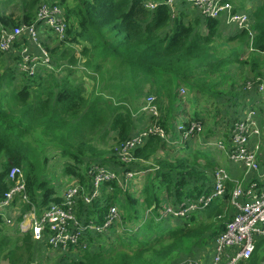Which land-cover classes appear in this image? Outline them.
Wrapping results in <instances>:
<instances>
[{"label": "trees", "instance_id": "trees-1", "mask_svg": "<svg viewBox=\"0 0 264 264\" xmlns=\"http://www.w3.org/2000/svg\"><path fill=\"white\" fill-rule=\"evenodd\" d=\"M166 1L20 0L16 11L9 13L0 2V32L33 24L43 3L57 5L65 24L63 40L45 45L54 65L50 71L32 78L17 75L15 64L5 66V54L0 50V202L14 185L7 179L13 167L20 169L24 184L22 195L11 203L12 209L19 210L13 226L19 228L26 212L39 216L50 205H61L54 183L57 176L90 193L93 179L88 169L93 164L107 165L120 176L153 162L139 181L138 193L112 179L98 187V196L90 205L80 200L75 207L76 216L96 225L104 222L110 207L121 208L120 224L126 231L116 237L86 233V248L78 247L79 243L77 248L59 249L56 264H170L175 253L207 245L224 230V221L215 222L223 214L221 200H214L197 223L188 217L202 210L176 220H156L162 205L176 206L183 198L196 200L212 191L216 164L211 158H202L205 143L223 139L228 148L229 130L239 118L244 97L254 94L255 85L264 84V0L250 2L249 8L243 7L244 0H235V4L234 0H221L232 11H250L248 29L226 35L227 42H238L248 50L247 59L234 50L215 56V41L225 31L221 19L203 16L185 0L173 8ZM148 2L156 7L148 8ZM219 42L227 47L226 42ZM246 64L251 79H241ZM229 67L235 69L234 76ZM248 81L254 83L252 90L246 89ZM180 88L185 89L184 94L191 93L186 100L192 105L191 113L183 107ZM150 96L157 117H149V123L160 127L165 137L150 134L129 151L130 161L122 162L113 149L120 150L138 131L144 115L140 107ZM179 103L182 107L177 110ZM230 107L235 109L230 112ZM180 118H184L183 125ZM191 122L202 133L190 136ZM179 123L180 130L176 128ZM177 136L186 139L174 151L176 145L169 139L179 141ZM107 137L113 144L101 150L96 142L104 144ZM190 184L193 187L185 190ZM227 184L232 189L233 184ZM229 198L224 195L225 200ZM146 211L149 215L141 222ZM7 219L10 223L15 220L0 216V260L38 264L33 262L38 242L31 230L18 229L19 234L10 236L5 233ZM210 219L214 220L207 221ZM93 246L96 250L91 252ZM263 247L264 238L256 243L249 260L239 264H258Z\"/></svg>", "mask_w": 264, "mask_h": 264}, {"label": "built area", "instance_id": "built-area-1", "mask_svg": "<svg viewBox=\"0 0 264 264\" xmlns=\"http://www.w3.org/2000/svg\"><path fill=\"white\" fill-rule=\"evenodd\" d=\"M175 1L167 0L165 4L173 8L181 0L173 4ZM185 1L191 7L198 9L205 17L221 18L222 26H225L230 32L229 35H235L242 29H248L249 27L248 12L245 10L232 11V6L227 2L221 3V0ZM147 7L153 9L156 4L148 2ZM38 25H43L50 30L58 41L63 40L65 34L63 12L55 4H41L37 9L33 24L22 25L12 30H1L0 32L1 52L17 58V61L14 62L16 72L19 75L23 74L25 77L32 78L44 71H50L54 67L45 47L47 44L38 35ZM253 85V82H247L246 89L252 90ZM255 87L254 94L249 96L252 100L247 110L243 112L240 119L232 124L229 130L227 148L230 160L241 165L248 174H255L260 170V129L256 119V110L258 105L264 104V84L261 83L255 85ZM179 90L180 94L184 93L181 88ZM255 97H257L256 100ZM148 98L154 99L152 96ZM146 104L151 106H148L149 108H146V110L151 111L153 113L151 115L157 117L156 107L152 106L151 103H147V101ZM149 124L137 132L134 131L132 137L121 144L120 150L117 148L114 150L122 162H129V151L142 145L150 134L156 133L161 138L165 137L160 127L155 123ZM200 129L197 123L192 122L188 134L193 136L199 133ZM215 144L217 148H225L221 140H218ZM88 174L93 179L91 182L93 190L90 193L83 192L80 186L71 183L67 185L61 195L62 203L60 206L52 204L39 216L32 213L30 230L37 242L62 250L68 248L69 245L70 248H76L74 246L80 243L78 247L85 249L86 242L83 238H86V233L109 234L111 229L118 230V228L122 232L126 231V227L120 224L119 209L116 206L109 208V212L104 217V222L101 225H96L95 222L86 221L85 219L82 221V216H76L75 207L80 200L85 205H90L92 200L98 196V187L102 183L116 179L121 186L123 181H130L134 178V172L125 171L117 176L112 169L101 164H93L89 167ZM7 179L14 182V185L0 202V216L11 209L14 197L22 195L24 191L20 169L13 167L7 175ZM229 182L234 186L229 198L234 213L225 223L223 232L213 240L212 248L214 252L211 256V264H239L246 261L252 255L257 241L264 238V188L260 186L259 179H257V182L250 183L248 189L244 190L237 181L230 178L224 168L220 167L214 170L212 191L209 194L200 196L194 202L189 201L173 207L166 204V207L160 212V219L167 217L184 218L192 212L202 210L204 206H209L214 200H222L226 193V184ZM22 201L27 202L25 196H22ZM24 217L30 218L31 215H25ZM6 224H10V219L6 220ZM19 228L20 230L24 229L22 223ZM172 264H200V262L198 260L179 259Z\"/></svg>", "mask_w": 264, "mask_h": 264}, {"label": "rangeland", "instance_id": "rangeland-1", "mask_svg": "<svg viewBox=\"0 0 264 264\" xmlns=\"http://www.w3.org/2000/svg\"><path fill=\"white\" fill-rule=\"evenodd\" d=\"M177 1H179V0H176L175 2H173V4L174 3H176ZM254 1H257V4L259 3V0H244L243 1V7H246V8H248L249 7V4H250V2L253 4V2ZM0 2H1V4L3 5H5V7H6V10H7V12L9 13L10 11H16L15 10V8H17L18 6H19V3H20V0H0ZM7 2H9V3H7ZM5 3H7V4H5ZM234 4H235V0H234ZM176 5V4H175ZM175 5H174V7H175ZM250 13V11H248V13L247 14H249ZM18 15V13H15V16H17ZM219 20L221 19V18H218ZM224 27V29L226 30V32L224 31V33H223V35H222V33H221V37H220V40L218 39L217 41H215V46H216V48H217V50H216V53H215V56H217V55H228V54H232V50H234V51H238V52H240V54L242 55V57L244 58V59H247L248 58V50H246L242 45H240L238 42H233V43H229V42H227L226 41V35L228 36L229 34H230V32L225 28V26H223ZM37 31H38V35H40L41 37H44V38H46V40H51V41H49V42H47L46 44H48V45H50V46H54V45H56V36H54V34L49 30L48 31V29H46L43 25H38V27H37ZM224 36V37H223ZM51 37V38H50ZM222 40V42L224 43V42H226L227 43V47L226 48H223V45H221L222 43L221 42H219V41H221ZM258 56H256V58H257ZM262 56H259V58H261ZM4 63H6L5 64V66L6 65H10V64H14V62H13V60H12V56L11 55H5L4 56ZM250 67H249V65H244V67L242 68V76H241V79H242V77L243 76H247L248 77V79H251V78H249V77H251V76H253L251 73H250ZM229 70L230 71H232V73H231V76H234L235 75V69H232V68H230L229 67ZM17 75H19V74H17ZM17 79H20V77H17ZM235 80V79H234ZM184 91H185V89H183ZM190 94L191 93H188L187 91H186V93L184 94V93H182V95L184 96V100H183V107L184 108H186L187 109V111H189V113H191V111H192V105H191V103H189L188 104V101H186L187 100V98L190 96ZM146 101H147V103H151L152 101H154V99H146ZM184 101H185V103L187 102V104L185 105L184 104ZM250 102H251V100L249 99V97L246 95L245 97H244V99H243V101H242V105H243V108H242V110L239 112V114L238 115H241V113L243 112V111H245V110H247V108H248V106H249V104H250ZM151 107L150 105H144L143 107H140V113H142V112H144V115H143V118H142V121L141 122H139L137 125H139V128H143V123H147L148 122V124H149V122H150V119H149V117H151L152 115L151 114H153L151 111H148V110H146V108H149V107ZM181 107H182V105L179 103V104H177V106H176V108H177V110H180L181 109ZM189 108V109H188ZM151 109H153V108H151ZM235 108L234 107H230L229 108V111L230 112H232L233 110H234ZM256 112H257V115H256V118H257V120H263L264 119V108L262 107V106H260L257 110H256ZM146 116V119L144 120V122H143V119H144V117ZM184 116H188L187 114H185ZM140 116H136V118L138 119ZM182 120H184V118H180V122H181V125H183L184 124V121H182ZM192 123V122H191ZM235 123V122H234ZM151 124V123H150ZM180 123L177 125V129L178 130H180ZM200 132H201V129H200ZM202 133V132H201ZM224 134V133H223ZM163 135L165 136V132L163 131ZM110 137V136H109ZM109 137H107L106 138V140H105V143L103 144L102 142H96V144H97V146L101 149V150H107V149H109L111 146H112V144H113V142H111L108 138ZM161 137V136H160ZM177 138L178 139H180L181 137L180 136H177ZM177 139V140H178ZM184 139H186V137H182L179 141H173L172 142V140L171 139H169V141H171L170 143H171V145H172V143L174 144V145H176L175 147H174V151H176V147L178 146V145H182V143H180V142H184ZM188 140H191L190 138H188ZM210 141L209 142H207V147L205 148V150H202V158L203 159H209V158H211L214 162H215V164H216V167L214 168V170L215 169H219L220 167H222V163H223V167L224 168H226L227 166V162H226V160H227V157H226V151H227V146L224 144V146H226L225 147V149H220L219 147L217 148V147H215V140L217 141V140H221V141H223L224 142V140L223 139H209ZM201 144H204L202 141L200 142ZM181 149L182 148H178V151L179 152H182L181 151ZM113 150H115V149H113ZM224 150H226L225 152H224ZM102 166H104V167H107V165L105 166L104 164H101ZM152 165H153V162H145V163H142L141 164V166L143 167V169L142 170H140V169H137V170H135V171H133L132 170V172H134V178L132 179V180H130V181H123V184L121 185L122 187H124L125 188V186H127V185H129L130 186V191H132V192H136V193H138V191L140 190V188L138 187L139 186V181L141 180H143V178L145 177V170H146V168H152ZM59 166L60 165H58V167H57V169L56 170H58V168H59ZM148 172V171H147ZM245 173L247 174V172L245 171ZM57 179H55V181H54V183H55V186H56V188H57V191H58V195H62V193L64 192V190H65V188L67 187V185H70L71 184V181H68V180H64V179H62V178H60V176H57L56 177ZM133 183V184H132ZM239 185H241L242 186V184L241 183H238ZM188 187H189V189H191L192 187H193V184H190L189 186H186L185 187V190H187L188 189ZM234 187V186H233ZM243 187V186H242ZM243 189H244V187H243ZM232 190H233V188H232ZM232 190H231V192H232ZM231 194V193H230ZM182 200V203H185V202H188V201H192V202H194L195 200H191V199H188V198H183V199H181ZM185 201V202H184ZM227 200H224L223 201V204L221 205V208H222V210H223V214L217 219V220H215V222L216 221H219L218 223H221L222 221H224L225 223L226 222H228V220L230 219V215H228L229 213L230 214H232L233 212H234V209H232V207L230 206V205H227ZM119 203V202H118ZM168 206V205H167ZM174 205H172V207H173ZM166 207V204H164V205H162L161 206V211H162V209L163 208H165ZM118 208V207H117ZM208 208V206H204V208L202 209V213L200 212V213H193L194 215H192L191 217H188L189 216V214L186 216V217H188V218H192L193 220H195L194 221V223H197L198 221H201V216L203 215H205V213H206V210L205 209H207ZM119 209V208H118ZM205 210V211H204ZM119 211H122L121 210V208L119 209ZM122 214H124L123 212H122ZM148 215H149V212L148 211H146V212H144V214H143V216H142V219H141V222L144 220V219H146L147 217H148ZM18 217V215H16V218ZM15 218H13V220H14ZM27 220H29V219H27ZM160 220V218L159 219H157L156 220V222L157 221H159ZM172 220H176V219H172ZM214 219H210V220H207V221H213ZM140 221V220H139ZM138 222V221H137ZM141 222H139V223H141ZM180 222V220H178V221H175L173 224H177V223H179ZM14 224H16V219L13 221V222H11L10 224H8V228L7 229H5V233L6 234H8V235H14V234H10L11 232H12V230L13 229H11L10 227H12ZM173 224H171V225H168V226H172ZM167 225V224H166ZM25 227V229L27 228L26 227V225L24 226ZM121 231V229L120 228H118V230H111V232H110V234H113V237H116V235L117 234H119V232ZM17 232V231H16ZM16 234H19V233H16ZM141 238H142V236H141ZM210 243L211 242H209L207 245L205 244L204 246H202V247H200V248H195V247H192V248H190V249H187V251H184V252H178V253H175L170 259H169V263L170 264H172L173 262H175V261H177V260H179V259H181V260H183V259H188V260H198V261H200L201 262V264L202 263H204V262H206V261H209V264H211V256H213V252H214V250H213V248L212 247H210L209 245H210ZM212 243H213V240H212ZM38 244L39 245H37V250L34 252V258H33V262L34 263H41V264H56V262L59 260V258H60V253H61V251H58V249L59 248H54V249H52L50 246H48L47 244H45L44 243V248H42V243H40V242H38ZM94 248L93 249H91L90 248V250H91V252H94L95 250H96V246H93ZM188 247H190V246H188ZM187 248V247H186ZM264 248V247H263ZM258 255H259V257H258V260L260 259V257H261V253H260V251L258 252ZM72 256L74 257L75 256V254H72ZM251 257V256H250ZM202 258H203V261H202ZM249 260V259H248ZM262 260H264V258L262 259ZM261 260V261H262ZM0 264H7V262L6 261H3V260H0ZM221 264V263H220ZM258 264H260V262L258 263Z\"/></svg>", "mask_w": 264, "mask_h": 264}, {"label": "crops", "instance_id": "crops-1", "mask_svg": "<svg viewBox=\"0 0 264 264\" xmlns=\"http://www.w3.org/2000/svg\"><path fill=\"white\" fill-rule=\"evenodd\" d=\"M250 7V6H249ZM248 7V8H249ZM233 36V35H232ZM40 39L41 40H43V42L44 43H47V42H49V41H51L50 39L49 40H46V38H44V37H41L40 36ZM249 82V81H248ZM249 97V96H248ZM256 98L257 97H255L254 99L256 100ZM250 100H252L251 98H249ZM260 106H262L263 108H264V104H261V105H258L257 106V109L260 107ZM244 112V111H243ZM243 112L241 113V115H239L238 117V119H240L241 117H242V114H243ZM237 119V120H238ZM257 119V118H256ZM236 120V121H237ZM257 123H258V125H259V129H260V137H259V144H260V155H259V162H260V170H259V172L258 173H255V174H246L245 173V170H244V168L241 166V165H239V164H237V163H234L233 161H231L230 160V158H229V152H228V149H227V151L226 150H224V152L226 151V157H227V160H226V162H227V167L226 168H224L223 167V163H222V168H224L227 172H228V174H229V176H230V178L232 179V180H234V181H237L238 183H241L242 184V186L244 187V190H247L248 189V187H249V184L250 183H252V182H254V181H256L257 182V179H259V184H260V186L261 187H263L264 188V119L263 120H257ZM144 127V126H143ZM142 128V127H141ZM141 128H138V130H140ZM216 142V141H215ZM206 144V143H205ZM206 146H207V144H206ZM215 147H216V145H215ZM225 149V148H224ZM229 184H232L231 182H229ZM228 184H226V193L225 194H229L230 195V193H231V190L232 189H230V187L229 186H227ZM233 188V187H232ZM225 199H224V197H223V199L221 200V201H219L220 203H221V205L223 204V201H224ZM214 202V201H213ZM212 202V203H213ZM227 205H230V203H229V200H227ZM231 206V205H230ZM221 207V206H220ZM232 207V206H231ZM233 209V208H232ZM234 213V212H233ZM233 213L232 214H228V215H230V218L232 217V215H233ZM31 215V217L29 218V217H24L25 215ZM16 215H18L19 216V210L17 209V208H13L12 209V207H11V209H9V210H7L6 212H4V214H3V216H4V218H7V216H9L10 218H11V220H13V218H16ZM24 216H23V219H22V221L20 222V224L22 223L23 224V226H25L26 225V229H25V227H24V229L23 230H20V231H22V232H25V231H28L29 229H30V219H32V213H28V212H26V214H25ZM27 219H29V220H27ZM20 224H19V226H20ZM11 229H13L12 230V232L10 233V234H16L17 232H16V230H18V229H20V228H18V226H12V227H10ZM258 242V241H257ZM39 245V244H38ZM210 247H212V241H211V243H210V245H209ZM256 246V245H255ZM260 253H261V257H260V259H259V262H260V264H264V260H262L263 258H264V248H262L261 250H260ZM262 260V261H261ZM202 261H203V258H202ZM200 262V261H199ZM211 262V261H210ZM200 264H201V262H200ZM202 264H209V261H206V262H204V263H202Z\"/></svg>", "mask_w": 264, "mask_h": 264}, {"label": "bare ground", "instance_id": "bare-ground-1", "mask_svg": "<svg viewBox=\"0 0 264 264\" xmlns=\"http://www.w3.org/2000/svg\"><path fill=\"white\" fill-rule=\"evenodd\" d=\"M204 18V17H203ZM49 31V30H48ZM51 38V37H50ZM53 64V63H52ZM178 125V124H177ZM201 128V127H200ZM177 130V129H176ZM229 154V153H228ZM17 168V167H16ZM93 201V200H92ZM83 202V201H82ZM185 202V201H184ZM189 202V201H188ZM186 203V202H185ZM206 207V206H205ZM46 210V209H45ZM201 211V210H200ZM41 214V213H40ZM30 215V214H29ZM33 215V214H32ZM185 218V217H184ZM31 220V219H30ZM93 221V220H92ZM97 225H101V223L100 224H97ZM105 235V234H104ZM84 239V238H83ZM86 239V238H85ZM215 239V238H214ZM79 244V243H78ZM77 248V247H76ZM52 249H54V248H52ZM67 249V248H66ZM80 250V249H79ZM254 251V250H253Z\"/></svg>", "mask_w": 264, "mask_h": 264}, {"label": "clouds", "instance_id": "clouds-1", "mask_svg": "<svg viewBox=\"0 0 264 264\" xmlns=\"http://www.w3.org/2000/svg\"><path fill=\"white\" fill-rule=\"evenodd\" d=\"M179 94H180V90H179ZM217 142V141H216ZM207 144V143H206ZM216 145V144H215ZM207 147V146H206ZM61 197V196H60Z\"/></svg>", "mask_w": 264, "mask_h": 264}]
</instances>
